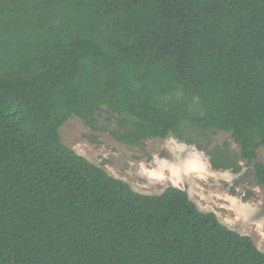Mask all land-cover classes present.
I'll list each match as a JSON object with an SVG mask.
<instances>
[{
	"label": "trees",
	"instance_id": "obj_1",
	"mask_svg": "<svg viewBox=\"0 0 264 264\" xmlns=\"http://www.w3.org/2000/svg\"><path fill=\"white\" fill-rule=\"evenodd\" d=\"M101 112L122 144L171 135L264 186V0H0V264H264L186 191L136 192L62 142Z\"/></svg>",
	"mask_w": 264,
	"mask_h": 264
},
{
	"label": "rangeland",
	"instance_id": "obj_2",
	"mask_svg": "<svg viewBox=\"0 0 264 264\" xmlns=\"http://www.w3.org/2000/svg\"><path fill=\"white\" fill-rule=\"evenodd\" d=\"M117 126L108 113L95 115L91 126L69 119L59 130L62 142L109 175L142 194L157 195L168 186L186 191L202 212H213L227 228L250 236L264 253V186L257 183L251 166L234 174L216 170L208 156L173 136L133 147L118 142ZM229 143L239 151L229 133L216 132L210 148ZM264 164V150H257Z\"/></svg>",
	"mask_w": 264,
	"mask_h": 264
}]
</instances>
